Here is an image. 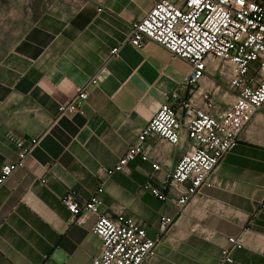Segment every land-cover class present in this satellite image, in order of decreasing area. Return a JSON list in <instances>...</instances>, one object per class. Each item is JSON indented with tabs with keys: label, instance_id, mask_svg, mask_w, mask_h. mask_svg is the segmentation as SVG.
<instances>
[{
	"label": "crops",
	"instance_id": "0c3cea01",
	"mask_svg": "<svg viewBox=\"0 0 264 264\" xmlns=\"http://www.w3.org/2000/svg\"><path fill=\"white\" fill-rule=\"evenodd\" d=\"M157 0H2L7 16L32 18L12 28L0 42V167L17 160L9 133L41 137L25 166L0 185V264H91L101 240L93 214L79 222L62 197L70 190L79 203L101 186V212L124 213L142 222L149 238L159 236L161 215L174 223L143 264H217L227 238L243 234L230 264H264V114H254L236 146L216 166L214 185L204 186L176 214L172 200L160 201L143 184L158 183L188 148L149 138L146 146L161 168L136 157L123 171L112 168L137 142L142 128L164 103L177 106L191 91L185 86L188 61L163 46L142 49L128 43L130 25ZM11 7V9H9ZM101 9V10H98ZM118 47L112 55L111 50ZM208 65L196 95L211 92L212 112L234 99L222 76ZM92 78L97 83H89ZM88 84V85H87ZM87 85L84 113L54 121L57 107ZM212 231L211 238L204 233Z\"/></svg>",
	"mask_w": 264,
	"mask_h": 264
},
{
	"label": "built area",
	"instance_id": "2783aa9c",
	"mask_svg": "<svg viewBox=\"0 0 264 264\" xmlns=\"http://www.w3.org/2000/svg\"><path fill=\"white\" fill-rule=\"evenodd\" d=\"M150 41L163 46L172 57L190 63L185 86L191 94L176 107L162 104L139 132L137 142L128 146L112 168L103 169L100 174L110 176L123 171L136 157L150 161L152 169L159 171L161 166L151 159L146 141L154 138L179 145L185 140L188 148L174 168L158 183L148 179L143 184L158 200H172L176 214H180L202 187L214 185L212 174L216 166L236 146L254 114L264 107V0H157L130 25V45L142 49ZM117 52L118 47L112 48V55ZM208 65H215L234 93L233 101L222 112H212L215 102L211 92L195 93ZM89 83L95 85L97 79L92 78ZM87 85L77 87L72 96L58 105L55 122L84 113L89 96ZM7 139L15 145L18 157L0 167V185L25 166L41 137L27 139L9 133ZM102 192L100 186L82 203L74 190L62 197L79 222H83L86 213L95 216L92 232L100 238L101 246L91 264H143L155 254L157 244L174 223V216H160L159 236L152 239L147 236L145 225L131 216L102 213ZM260 210H264V199ZM212 235V231L205 232L204 238ZM244 243L243 234L228 237L217 264L232 263L233 250Z\"/></svg>",
	"mask_w": 264,
	"mask_h": 264
},
{
	"label": "rangeland",
	"instance_id": "374dc122",
	"mask_svg": "<svg viewBox=\"0 0 264 264\" xmlns=\"http://www.w3.org/2000/svg\"><path fill=\"white\" fill-rule=\"evenodd\" d=\"M51 1L52 0H35V3H37V5L41 6L42 8H45L51 3ZM9 9H11V7H9ZM32 21V18L26 17L25 19L17 20L15 18H11V15L7 16L6 4L0 0V42H3L9 38L8 34L11 33L12 28H18L20 30L24 27H27ZM223 82L225 85H227L225 78H223ZM259 112L264 114V107Z\"/></svg>",
	"mask_w": 264,
	"mask_h": 264
}]
</instances>
